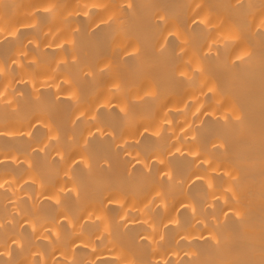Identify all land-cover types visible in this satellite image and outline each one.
Masks as SVG:
<instances>
[{
	"label": "bare ground",
	"instance_id": "bare-ground-1",
	"mask_svg": "<svg viewBox=\"0 0 264 264\" xmlns=\"http://www.w3.org/2000/svg\"><path fill=\"white\" fill-rule=\"evenodd\" d=\"M0 264H264V0H0Z\"/></svg>",
	"mask_w": 264,
	"mask_h": 264
}]
</instances>
